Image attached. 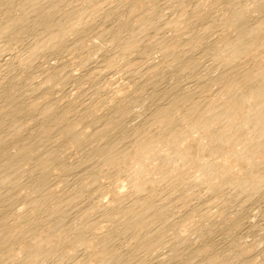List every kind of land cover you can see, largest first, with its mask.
Instances as JSON below:
<instances>
[{
    "label": "bare ground",
    "instance_id": "6f19581e",
    "mask_svg": "<svg viewBox=\"0 0 264 264\" xmlns=\"http://www.w3.org/2000/svg\"><path fill=\"white\" fill-rule=\"evenodd\" d=\"M0 264H264V0H0Z\"/></svg>",
    "mask_w": 264,
    "mask_h": 264
}]
</instances>
